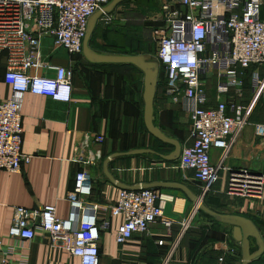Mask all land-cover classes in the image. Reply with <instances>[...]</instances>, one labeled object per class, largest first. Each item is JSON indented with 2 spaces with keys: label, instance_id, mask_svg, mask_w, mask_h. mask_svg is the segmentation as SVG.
<instances>
[{
  "label": "crops",
  "instance_id": "obj_1",
  "mask_svg": "<svg viewBox=\"0 0 264 264\" xmlns=\"http://www.w3.org/2000/svg\"><path fill=\"white\" fill-rule=\"evenodd\" d=\"M139 1L110 0L105 15L112 22H106L104 15H94L78 56L54 50L49 40L43 43L48 64L72 69L73 91L69 103L32 94L23 97L22 153L32 159L19 174L0 171L1 251L14 247L7 258L13 264L22 258L26 264H79L62 247H50L39 235L32 241H10L8 231L16 207L38 210L54 206L58 219L68 218L67 197L79 171L71 162L74 147L82 137L94 134L104 137V143L99 146L101 161L88 167L91 201L104 207L115 203L122 190H154L165 217L174 223L169 230L154 224L146 234L134 235L119 246L115 237L121 218L110 219L109 229L100 235V264H243L244 231L248 233L246 264H264V190L261 200L212 199L193 224L186 229L181 224L189 213L191 216L193 198L200 190L193 174L178 166L182 148L192 144V105L181 95L167 93L157 49L143 33H150L161 22L160 16L149 13L142 20L130 15ZM4 74L5 62L0 59V101L11 96ZM46 75L54 77V72ZM209 78L215 79L218 97L216 77H207L206 91ZM246 81L244 105L250 100L249 74L245 85ZM207 97L208 106L218 103L219 97L211 105L208 91ZM250 128L244 129L224 165L230 170L264 174V146ZM219 156L218 150H212V163ZM217 183V190L227 189V171L220 173ZM100 219L106 216L100 214ZM161 241L163 245H158Z\"/></svg>",
  "mask_w": 264,
  "mask_h": 264
},
{
  "label": "built area",
  "instance_id": "obj_2",
  "mask_svg": "<svg viewBox=\"0 0 264 264\" xmlns=\"http://www.w3.org/2000/svg\"><path fill=\"white\" fill-rule=\"evenodd\" d=\"M109 2L0 0V59L5 62L3 80L11 90L10 98L0 101V171L19 174L32 159L22 153L24 95L71 101L73 71L46 62L44 41H51L54 50L80 55L90 19L99 14L112 22L105 15ZM263 9L264 0H177L164 2L162 7L160 21L166 26L155 33L156 58L166 74L167 93L181 95L192 105V144L182 148L178 166L193 174L202 194L227 171L230 192L262 199L264 174L230 170L224 162L248 126L264 146V123H250L256 102H264ZM49 71L54 77L46 75ZM248 74L250 100L244 105ZM211 76L217 79L219 100L215 106H208L206 79ZM103 143L104 137L94 134L82 137L74 147L71 162L79 171L67 197L71 208L68 218L58 219L54 206L38 210L16 207L8 231L10 241H32L39 235L50 247H62L79 264H100V235L109 229L112 218H121L115 237L119 246L134 235L146 234L154 224L171 229L173 221L165 217L154 190H122L115 203L104 207L91 201L88 167L101 161L99 146ZM214 149L220 152L216 164L211 159ZM100 214L106 219L101 220ZM1 247L0 241V264H13L7 258L14 247L7 246V251ZM25 259L17 264H26Z\"/></svg>",
  "mask_w": 264,
  "mask_h": 264
},
{
  "label": "rangeland",
  "instance_id": "obj_3",
  "mask_svg": "<svg viewBox=\"0 0 264 264\" xmlns=\"http://www.w3.org/2000/svg\"><path fill=\"white\" fill-rule=\"evenodd\" d=\"M177 2V0H140L138 3L136 2L135 5H133L132 7V12H130V15L135 16L136 19H138L139 17H141V19H145L148 18L147 15H149V13H155V16L158 15L157 17H159L162 14V7L164 2ZM138 5H140L141 7H138ZM153 11V12H152ZM264 12V9L262 11V13ZM142 20L141 23L139 24L137 22V24L141 25L142 24ZM143 24L145 25V22H143ZM165 23L163 22H159V24L154 25L153 29L150 30V33L148 30H146V32L144 31V35L145 37L148 38V40H150V42L153 43L154 47H156L157 49V37L155 34V30H160L165 28ZM248 86V83L246 81V85H244L245 89ZM207 91L209 93L210 96V102L212 103L211 105H213L216 100L218 99V97L215 95V79L214 78H209L208 79V85H207ZM245 93V90H244ZM264 122V102L263 100H259L256 102L254 109H253V113L251 115L250 118V123L254 124V123H262ZM248 128H250V126H248ZM252 129V128H250ZM253 130V129H252ZM242 136V135H241ZM232 151H230L226 157V161L228 160L230 154ZM237 171V170H235ZM240 172V171H237ZM217 186L218 183H216L215 185H213L212 187H210V189L205 193L202 194V190H198L196 198L199 197L198 200V204H197V209L194 212V214L192 215V218L189 220L187 216V218H185V220L181 223L183 225V228L186 229L190 224H193L195 222V220L197 219V217H199V213L201 212V210L203 209V207L206 205V202L210 203L212 199H218L219 197L221 198V196L226 197L227 199H230L231 201H235V199H248L249 198H243V197H239L236 196V193H232L229 191L228 185H227V189L225 191H219L217 190ZM232 197V198H230ZM194 209V205H191V210L193 211ZM195 210V209H194ZM192 214V213H191ZM174 225V223H173Z\"/></svg>",
  "mask_w": 264,
  "mask_h": 264
},
{
  "label": "water",
  "instance_id": "obj_4",
  "mask_svg": "<svg viewBox=\"0 0 264 264\" xmlns=\"http://www.w3.org/2000/svg\"><path fill=\"white\" fill-rule=\"evenodd\" d=\"M144 189V188H143ZM199 199H197L196 197L193 198V204L194 206L196 205V203L198 202ZM194 214V211L192 212L191 216L189 217V220L192 218V215ZM248 233L247 232H243V238L241 240L242 242V249H243V264H246L249 260L248 257ZM238 240L240 241V238H238Z\"/></svg>",
  "mask_w": 264,
  "mask_h": 264
},
{
  "label": "bare ground",
  "instance_id": "obj_5",
  "mask_svg": "<svg viewBox=\"0 0 264 264\" xmlns=\"http://www.w3.org/2000/svg\"><path fill=\"white\" fill-rule=\"evenodd\" d=\"M197 204H198V202H197ZM197 204L195 205V210H194V212L196 211V209H197Z\"/></svg>",
  "mask_w": 264,
  "mask_h": 264
},
{
  "label": "trees",
  "instance_id": "obj_6",
  "mask_svg": "<svg viewBox=\"0 0 264 264\" xmlns=\"http://www.w3.org/2000/svg\"><path fill=\"white\" fill-rule=\"evenodd\" d=\"M261 17L264 18V12L261 14Z\"/></svg>",
  "mask_w": 264,
  "mask_h": 264
}]
</instances>
